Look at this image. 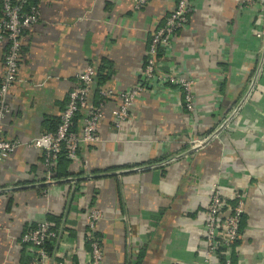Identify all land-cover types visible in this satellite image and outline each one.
Returning <instances> with one entry per match:
<instances>
[{
  "label": "crops",
  "instance_id": "1",
  "mask_svg": "<svg viewBox=\"0 0 264 264\" xmlns=\"http://www.w3.org/2000/svg\"><path fill=\"white\" fill-rule=\"evenodd\" d=\"M192 2L190 22L161 50L159 68L196 79L195 112L184 108L181 89L155 84L118 130V94L142 82L152 32L175 0L139 10L133 0L43 1L40 21L22 35L3 120L4 137L19 145L0 162V264H27L22 235L54 216L63 225L61 258L87 264L92 208L103 213L96 235L104 264H206L214 183L231 203L235 192L243 197L234 264H264V0ZM6 51L0 43V81ZM88 65L97 71L92 100L99 101L98 88L116 95L105 100L99 141L83 144L77 161L61 164L67 176L51 181L42 150L25 143L57 127ZM195 137L207 141L192 148Z\"/></svg>",
  "mask_w": 264,
  "mask_h": 264
},
{
  "label": "built area",
  "instance_id": "2",
  "mask_svg": "<svg viewBox=\"0 0 264 264\" xmlns=\"http://www.w3.org/2000/svg\"><path fill=\"white\" fill-rule=\"evenodd\" d=\"M44 0H0L3 17L0 19V43H7L4 58V71L0 85V162L7 159L16 150L19 143L4 137L3 120L12 108L8 100L9 92L17 80L22 35L26 29L36 25L42 15L41 6ZM150 0H133L134 8L141 9ZM260 0H243L246 6H255ZM193 11L192 0H175V5L151 36L147 58L143 66L142 82L121 91L118 94L119 106L114 111V126L120 130L131 115V108L136 99L155 84L174 85L184 94V108L191 114L196 110V79L192 76L174 72H162L159 68V56L162 49L169 47L177 32L188 26ZM260 35V34H259ZM97 75L96 69L88 65L77 74V83L69 91L67 105L60 116L57 128L43 132L33 140L25 143L29 147L42 150L43 162L49 172V180H54L53 169L62 156L77 161L83 144L99 141V123L105 116L106 98L116 95L113 88H101L98 91L100 100H92L93 84ZM155 85V86H156ZM82 117L80 130L76 129V119ZM207 138H192L191 147L205 144ZM235 203L224 193L223 188L214 183L209 193L206 215V250L203 261L206 264H219V255H224L223 264H234L232 249L241 236V217L243 197L235 192ZM103 218V213L92 208L88 213L87 223L91 251L87 264H104L105 252L96 225ZM0 223V228H1ZM63 225L54 226L50 221L39 222L28 229L21 237L29 258L27 264H67L59 254V243ZM52 242L49 247V243ZM221 250V251H220ZM221 264V263H220Z\"/></svg>",
  "mask_w": 264,
  "mask_h": 264
},
{
  "label": "trees",
  "instance_id": "3",
  "mask_svg": "<svg viewBox=\"0 0 264 264\" xmlns=\"http://www.w3.org/2000/svg\"><path fill=\"white\" fill-rule=\"evenodd\" d=\"M0 85H1V81H0ZM98 90H100L99 88H98ZM97 90V91H98ZM100 100V99H99ZM98 101V100H97ZM59 124V123H58ZM58 126V125H57ZM57 128V127H56ZM55 128V129H56ZM54 129V130H55ZM48 132V131H47ZM67 163L68 164V162H69V160H68V158H66L65 156H62L61 157V159L59 160V162L57 163V165L55 166V168L53 169V172H52V175H53V177L54 178H62L63 176H67V174H68V171H65V173L63 174V173H61V168H60V166H61V164L62 163ZM49 221V220H48ZM60 221H61V216H59V217H51V219H50V222L54 225V226H58L59 224H60ZM51 244H52V242H50L48 245H49V247L51 246ZM221 251V250H220ZM219 257H220V262H221V264H223V261H224V255H219Z\"/></svg>",
  "mask_w": 264,
  "mask_h": 264
}]
</instances>
